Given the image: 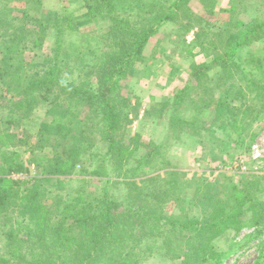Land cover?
Here are the masks:
<instances>
[{
  "label": "trees",
  "instance_id": "trees-1",
  "mask_svg": "<svg viewBox=\"0 0 264 264\" xmlns=\"http://www.w3.org/2000/svg\"><path fill=\"white\" fill-rule=\"evenodd\" d=\"M191 1L81 0L76 11L56 19L43 18L44 0H0V237L4 238L0 264H140L135 256L144 244L138 246L136 238H143L144 227L150 233L163 220L173 223V231L174 226L180 227L193 239L186 263L202 253L200 264H224L236 250L224 254L213 238L231 230L238 234L249 226L264 233V193L257 194L262 185L256 176L231 184L226 200H219L212 188L197 191L193 196L197 205L207 203L213 209L206 208L207 216H193L183 223L180 218L187 214L172 215L171 220L158 210V203L179 187L174 173L169 171L163 180L157 179L161 175L138 178L136 173L163 155L165 142L129 131L132 119L127 108L132 98L126 80L137 72L150 39L165 24L198 27L195 37L204 51L206 44H214L208 39L205 15L195 11ZM201 3L210 13L216 2ZM34 8L39 15L31 12ZM78 11H86L85 20L77 19ZM101 19L103 27L88 31L86 43L79 38L83 23L98 24ZM237 21L242 29L235 36L219 23L225 49L210 61L193 63L187 83L169 100L146 107V114L155 107L176 132L198 127L194 117L183 114L187 102L196 110L211 108L214 124L222 123L217 128L223 132L224 145H243L244 138L234 139L230 129L241 130V136L246 115L262 109L255 101L254 105L246 102L243 85L228 83L222 95L216 89L218 80L225 81L226 72L237 68L234 63H243L238 59L245 61L241 49L264 37V13L248 23ZM260 66V78L252 71L243 72L247 85L255 87L256 99L264 103L263 59ZM212 82L216 83L213 90L208 87ZM41 108L44 117L36 120ZM99 142L104 149L96 148ZM25 152L30 153L29 160L23 157ZM88 156L95 165L93 176H103L104 170L110 175L124 166L135 172L134 177L127 173L121 184L125 204L108 191L69 199L57 192L64 186V177L77 168L87 172ZM28 163L37 167L36 174H30ZM14 173L27 175L14 178ZM53 181L56 191L49 187Z\"/></svg>",
  "mask_w": 264,
  "mask_h": 264
},
{
  "label": "rangeland",
  "instance_id": "rangeland-1",
  "mask_svg": "<svg viewBox=\"0 0 264 264\" xmlns=\"http://www.w3.org/2000/svg\"><path fill=\"white\" fill-rule=\"evenodd\" d=\"M214 1L216 3L210 13L207 8V10L204 8L201 0L191 1L194 10L205 15V20L208 21V39L214 40V44H206L204 51L196 41L195 31L198 30V27L191 29L190 26L179 27L180 24H165L160 28L158 34L150 39L144 51V59L139 63L137 72L126 80L128 83L126 89L132 98L131 106L127 108L129 118L132 119L129 131L142 133L145 138L158 143L165 142L162 149L163 155L136 173L138 176L140 175L138 178L161 175L157 179L167 177L169 171L172 172L170 174L174 173V179H179V187L173 195L170 194L172 190L168 191L170 192L169 196L158 203V210L167 214L171 220H174L171 218L172 215L187 214L189 217L180 218L183 223L193 216H207L205 215L206 208L209 211L213 209L207 203H205L207 205L205 207L197 205L193 198L197 191L203 192L212 188V194L217 195L219 200H226L231 193V184L245 181L247 177L253 179L256 176L255 178H260L262 185L257 189V194L264 193V103L262 100L256 99L255 87L247 85V79L243 72L252 71L254 77L260 78L259 69L263 68L260 66V61L264 60V37L252 42V45L247 47L248 49H241L242 55L249 59L245 57V61L238 59L243 63H239L238 66L234 63L237 68H234L233 72H226L225 81L219 79L220 86L216 89V93L222 95L223 86L228 83L233 86L236 84L243 85L246 102L254 105L253 101H255L262 109L260 113L246 115L248 116L246 129L241 136H239L241 130L230 129L229 134L234 139L237 137L244 138L243 145L231 142L228 143L227 147L224 145L223 132L217 128L222 123L214 124L211 108L201 106L196 110L193 104L187 102L188 105L183 110V114L187 118L192 119L194 117L198 127L186 130L178 128L176 132L170 130L168 118L160 117L155 107L154 109L153 107L150 108L149 115L145 111L146 107L173 97L176 89L182 88L187 83L189 69L193 63L210 61L218 53L217 51L220 52V50L225 49L222 46L223 37H219L221 32L219 23L220 25L224 24L226 29L231 30L230 34L235 36L242 29V24L236 23L238 19L248 23L264 13V0ZM234 1H237L235 8L237 12H234L235 15L232 16L230 10ZM79 2L81 0H44L41 9L43 13L41 14H44L43 18L53 17L57 19L60 15L72 12L71 10L76 11ZM39 11L36 8L31 9L35 15H39ZM75 16H78L77 19L85 20L86 11H78ZM99 22L95 24L94 20H90L83 23L80 27L83 35L79 38L85 41L88 35L86 33L91 32L96 27L102 28L105 22L103 19ZM51 39L53 40V37ZM97 42L98 44L101 43L100 40ZM227 77L229 79L226 82ZM215 85L216 83L212 82L208 87L210 86L213 90ZM201 93L203 92L201 91ZM197 94L199 95V93ZM194 97L198 98L197 96ZM239 100L236 102L241 103ZM160 107L161 105H158L156 108ZM43 117L44 108H41L36 113L35 119L40 120ZM208 128L209 130H207ZM166 138H168L167 141H165ZM98 147L104 149V143L99 142L96 148L98 149ZM23 157L29 160L30 153H23ZM87 159L85 162L87 172L83 173L81 168H77L68 178L64 177V186L57 192L69 199L85 193L91 192L92 195H98L108 191L117 201H123L124 199L121 197L125 194V188L123 185L121 188V184L127 173L129 177H134L135 172L130 171L128 166H124L122 169L113 170L110 175H106L104 170L103 176L96 177L90 174L95 170V165L92 164L89 156ZM28 167L30 174L37 173V167L32 163H28ZM19 174L23 177L27 175ZM80 177L87 181H83ZM56 185V181H53L49 187L56 191ZM165 189L167 190V187ZM120 203L125 204L126 201ZM249 211L250 214L252 210L249 209ZM161 224L159 227L150 229V233L147 231L149 228L144 227L141 231L143 238H136L138 246L140 242L144 244L141 250L138 248L139 252L135 256L140 264H200L203 257L202 253L198 258H192L189 263H186V254L189 250L193 251L194 244L193 239H189L187 236L190 234L186 231L181 232L180 227L175 226L173 231V223L169 221L163 220ZM259 229L260 227L249 226L238 234L231 230L227 235L223 233L213 238L211 240L213 244L217 243L218 248L224 254L227 251L229 253L231 249L236 250L225 260L224 264H264V251H261L264 246V233L260 234ZM184 236H187V239H184ZM3 239L1 236L0 249L3 248ZM203 244L204 247L209 246L207 243L203 242Z\"/></svg>",
  "mask_w": 264,
  "mask_h": 264
},
{
  "label": "built area",
  "instance_id": "built-area-1",
  "mask_svg": "<svg viewBox=\"0 0 264 264\" xmlns=\"http://www.w3.org/2000/svg\"><path fill=\"white\" fill-rule=\"evenodd\" d=\"M21 176H22V175L19 174V173H18V174H17V173H14V174H13V177H14V178H19V177H21Z\"/></svg>",
  "mask_w": 264,
  "mask_h": 264
}]
</instances>
